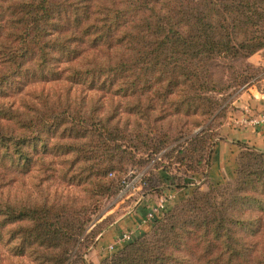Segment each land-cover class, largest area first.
I'll return each mask as SVG.
<instances>
[{"label": "trees", "instance_id": "1", "mask_svg": "<svg viewBox=\"0 0 264 264\" xmlns=\"http://www.w3.org/2000/svg\"><path fill=\"white\" fill-rule=\"evenodd\" d=\"M263 49L264 0H0V264H85L116 223L95 231L103 202L133 176L124 215L187 187L161 168L206 176ZM33 77L58 89L15 102ZM238 146L235 178L195 190L100 264H264V151ZM22 178L35 194L10 198Z\"/></svg>", "mask_w": 264, "mask_h": 264}, {"label": "crops", "instance_id": "2", "mask_svg": "<svg viewBox=\"0 0 264 264\" xmlns=\"http://www.w3.org/2000/svg\"><path fill=\"white\" fill-rule=\"evenodd\" d=\"M249 62L260 68V74L253 86L235 97L230 109L228 122L223 126L221 136L215 143L210 166V169H215L210 174V178L217 182L234 176L235 158L240 149L239 143L247 144L264 151V123L253 126L243 122L264 110V49L251 56ZM224 162H226L227 167H224L220 171ZM193 177L195 179L201 178L197 176ZM179 190L186 191V189ZM181 191L167 190L166 193L178 194ZM162 196L158 197L154 196V194H147L142 197L140 196L141 198H136L134 211L122 216L121 221L112 226L108 231L107 237L105 236L107 240L102 242L103 245L107 246L115 236H118L126 229L132 228L136 222L141 221L148 207L158 202L157 199H160Z\"/></svg>", "mask_w": 264, "mask_h": 264}, {"label": "rangeland", "instance_id": "3", "mask_svg": "<svg viewBox=\"0 0 264 264\" xmlns=\"http://www.w3.org/2000/svg\"><path fill=\"white\" fill-rule=\"evenodd\" d=\"M34 77L31 78L30 80H27L26 85L28 83H30L31 81H33ZM25 86V85H24ZM28 87L25 88V91L22 95H18L16 93V95H14V97L12 99H16L15 102L17 103H21L22 100H28L29 96L28 95H33L35 93L39 94L42 91H46V92H50L51 90H56L58 89V84L54 85L53 83H35L34 85L29 84L27 85ZM232 108V104L227 108L226 112H225V117L222 121H221V125H225L228 122L229 116H230V109ZM222 126V128H223ZM190 129L193 128V126H188ZM198 132V130H195ZM175 138V137H174ZM184 140L182 141H177L174 142L172 147H176L179 145H182ZM217 142V140H216ZM215 147V145H214ZM214 147H213V151H214ZM240 150H238L239 153ZM237 153V155H238ZM213 154V152H212ZM236 155V158H237ZM236 158H235V164H236ZM224 165L221 166L220 171L222 169H224V167H227L226 162L223 163ZM155 167V166H154ZM236 168H237V164L235 165L234 168V176L231 178H227L221 182H217L216 180L210 178V174H212V171L215 169H210V167L207 170V174L206 176H202L201 174H190V173H185L183 170L180 171L179 167L174 164L173 166H171L170 168H168L167 171H163L162 168L159 169V171L157 170V177H158V173L162 175L163 178L165 179H172L174 178V183H178L179 185H187V187H185L184 189H186V191L184 190H179L176 189L177 191H181L178 194L174 193L171 194L173 195V198L171 201L168 202V208L167 210H171L173 209L174 206L178 205L179 203L184 202V200L188 197L191 196L192 192H194L195 190H199L202 192L207 191L211 185H215L218 183H224V182H230L233 178H235V173H236ZM210 169V170H209ZM211 171V172H210ZM154 173V181L156 182L157 178H155L156 175V171H153ZM130 175V173H128ZM193 176H197V177H201L200 179H195V177ZM167 180L165 181V184H167ZM36 184V181L32 180L31 178H22L19 180L18 185H14L13 187H10L6 190V194L8 196H10V198H14V197H18V198H23L26 199L28 196H32V194H35L36 189L33 187V185ZM164 185V184H163ZM182 189V188H181ZM71 191L72 195H76L78 197H81L82 194L79 192V190H76L75 188H72ZM176 192V191H175ZM184 192V193H183ZM183 193V194H182ZM167 194V193H166ZM159 200V199H157ZM118 202V203H117ZM122 203L124 202H120L119 198L118 199H114V200H106L103 202L102 204V208L103 211L99 217V228H96L95 231H97L100 228H104L109 222H111L113 219H116V223L117 224L119 221H121L122 216H124V212L126 211V209H129L130 206H128L126 208L127 205H130V203H128L127 205H123ZM120 204H122V206H120ZM168 210V211H169ZM97 221V220H95ZM137 223V222H136ZM164 222H160L158 225H153V226H148L145 227V229H141L138 233L135 234V239L132 242H135L138 239H143L145 238V234H147L146 238L151 237L154 233H156V231L159 230V228L162 226ZM112 228V227H111ZM107 229L105 231H103V234L100 236V238L97 240V243L91 247L88 248V250H82V255L85 261V264H100L102 261L111 258L113 255L116 254V252H111L109 250L106 249V246L103 245L102 242H104V240L108 235V231L111 229ZM105 229V228H104ZM122 233V232H121ZM106 236V237H105ZM116 237V236H115ZM114 237V239H115ZM113 239V240H114ZM88 240V239H87ZM85 242V245H89V241ZM112 240V241H113ZM111 241V242H112ZM110 242V243H111ZM85 251V252H84ZM9 264H28V261L25 259H10V261H8ZM75 264H79V262H76Z\"/></svg>", "mask_w": 264, "mask_h": 264}, {"label": "built area", "instance_id": "4", "mask_svg": "<svg viewBox=\"0 0 264 264\" xmlns=\"http://www.w3.org/2000/svg\"><path fill=\"white\" fill-rule=\"evenodd\" d=\"M244 123L256 126L264 123V110L258 113L257 115L246 119ZM141 175H135L133 178L126 183L124 189L121 191L119 198L125 197L129 192L136 191L139 187H136L140 180ZM173 195L171 193L164 194L158 202H155L148 207L147 212L141 219V221L135 223L132 228L124 230L115 239L106 246V249L115 252L124 246L128 245L135 239V234L138 233L141 229L145 227L152 226L156 220L162 216L168 208V202L171 201Z\"/></svg>", "mask_w": 264, "mask_h": 264}]
</instances>
